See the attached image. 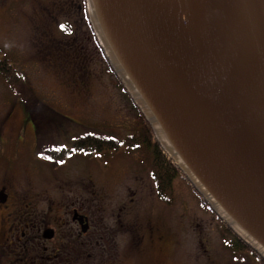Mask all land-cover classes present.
I'll return each mask as SVG.
<instances>
[{
    "label": "water",
    "instance_id": "1",
    "mask_svg": "<svg viewBox=\"0 0 264 264\" xmlns=\"http://www.w3.org/2000/svg\"><path fill=\"white\" fill-rule=\"evenodd\" d=\"M155 144L264 261V0H86Z\"/></svg>",
    "mask_w": 264,
    "mask_h": 264
},
{
    "label": "rangeland",
    "instance_id": "2",
    "mask_svg": "<svg viewBox=\"0 0 264 264\" xmlns=\"http://www.w3.org/2000/svg\"><path fill=\"white\" fill-rule=\"evenodd\" d=\"M86 6V0H0V59L5 58L21 73L27 86L25 91L24 85L14 87L0 77V133L7 137V161L14 163L22 178L30 179L32 192L47 197L39 202L40 209L59 207L64 200L54 195V190L74 188L82 180L86 184L87 206L96 211L102 189L106 223L111 222V209L123 199L124 187L132 177L150 178L156 196L167 204L159 219L164 226L159 250L152 252L151 258L157 257L164 264L226 263L237 256L226 248L231 241L229 235L240 240L185 177L180 173L174 178L173 199L164 201L149 175L148 153L121 144L137 129L134 103L103 56ZM63 24L69 25L71 34L63 32ZM26 116L32 117L36 130L53 143L38 153L42 155L39 158L32 150ZM17 135L28 140L25 147L10 145L12 136L15 139ZM79 135L120 143L118 149H110L113 153L106 158V163L111 162L107 169L102 167L98 152L85 148L52 154L57 150L50 146H70ZM43 162L56 163L57 168L52 170ZM49 172L68 183L49 181ZM123 176H127L125 181ZM23 187L27 189L29 185ZM140 201L143 204L134 210L137 228L138 224L145 226L154 207L149 196ZM153 210L159 213L156 207Z\"/></svg>",
    "mask_w": 264,
    "mask_h": 264
},
{
    "label": "flooded vegetation",
    "instance_id": "3",
    "mask_svg": "<svg viewBox=\"0 0 264 264\" xmlns=\"http://www.w3.org/2000/svg\"><path fill=\"white\" fill-rule=\"evenodd\" d=\"M26 117L32 150L37 154L35 157L39 158L42 155L38 153L46 145L53 143L45 140L42 133L36 130L32 117ZM23 122L25 125V121ZM5 137L0 133V264H164L157 257L151 258V255L159 250L164 228L159 219L167 204L156 196L150 178L132 177V182L124 187L123 199L111 209L110 223H106L104 218L107 206L104 204L106 196L102 195L103 190L101 189L102 193L98 196V209L91 210L87 206L86 184L82 180H76L74 188L58 187L57 191L54 190V195L64 200L59 207L40 209L39 202L47 197L42 193L32 192L30 179L22 178L17 173V167H13L14 163L7 161L8 143ZM76 137L79 139L72 140L70 146H50L57 150L53 153L77 148L87 150L84 146L86 136ZM27 143L28 140L21 135H17L15 139L12 136L10 141L13 146L25 147ZM112 150L107 148L98 153L94 152L99 158L101 156L102 167L105 169L110 166L111 162L106 163V158L112 155ZM14 151L13 148L12 152ZM75 153L84 156L83 152L75 150ZM35 157L32 158L34 162L37 160ZM43 163L52 170L57 168L56 163ZM25 170L29 172L28 169ZM49 174L52 176L49 181L68 183L62 179L57 180L54 172L53 175L50 172ZM126 178L127 176H123L122 181ZM23 185H29V188L24 189ZM148 196L154 200L152 202L159 209V213L154 212L153 207L145 226L138 224L140 228H137L134 210L136 207L140 208L143 204L140 200L148 199ZM48 204H51V200H48ZM229 236L231 241L226 244V248L237 256L223 264H264L242 242L235 240L231 234Z\"/></svg>",
    "mask_w": 264,
    "mask_h": 264
},
{
    "label": "trees",
    "instance_id": "4",
    "mask_svg": "<svg viewBox=\"0 0 264 264\" xmlns=\"http://www.w3.org/2000/svg\"><path fill=\"white\" fill-rule=\"evenodd\" d=\"M61 29L66 34H71L69 25L63 24ZM0 77H2L9 85H15L14 87L19 85L23 88L24 85V90L26 91L25 80L22 74L15 71L14 67L7 60H5V58L0 59ZM133 108L136 111L135 119L137 121V129L125 140L124 143L121 142V144L126 145L125 147L130 148V150L143 149L146 153H148L150 157L149 175L154 181L157 193L164 198V201L170 202L173 199L171 183L179 173L155 144L152 131L148 123L137 111L135 105ZM119 145L120 143L117 141L93 136H87L86 142L84 143L87 151L92 152H101L107 148H117Z\"/></svg>",
    "mask_w": 264,
    "mask_h": 264
}]
</instances>
